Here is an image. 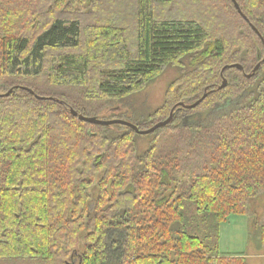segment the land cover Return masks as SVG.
<instances>
[{
    "label": "trees",
    "instance_id": "trees-1",
    "mask_svg": "<svg viewBox=\"0 0 264 264\" xmlns=\"http://www.w3.org/2000/svg\"><path fill=\"white\" fill-rule=\"evenodd\" d=\"M174 1L0 0V94L13 89L0 98V264H246L220 255L219 226L264 192L263 44L231 0L164 18ZM235 1L264 40V0ZM122 6L132 34L108 17ZM232 64L243 72L224 70L217 90ZM168 67L182 75L152 126L210 93L152 134L70 114L98 118Z\"/></svg>",
    "mask_w": 264,
    "mask_h": 264
},
{
    "label": "rangeland",
    "instance_id": "rangeland-1",
    "mask_svg": "<svg viewBox=\"0 0 264 264\" xmlns=\"http://www.w3.org/2000/svg\"><path fill=\"white\" fill-rule=\"evenodd\" d=\"M119 16H108L112 21L128 29L133 33L134 16L128 10ZM197 10V5H191L188 0H175L168 6L167 15L164 18L177 19L179 17H190ZM130 11V9H129ZM182 75L178 67H168L162 74L149 84L143 91L132 95L122 102L115 103L111 107L99 110L97 117L102 120L118 119L129 123H136L141 128H149L155 120L150 121L148 117L154 110L159 108L165 99L168 86L178 80ZM68 95L71 100H77L78 90L62 89L59 95ZM94 106V105H93ZM135 125V124H133ZM151 137H142L138 144L144 149ZM90 194L93 192L90 190ZM264 227V192L248 204L247 215H231L219 226V252L222 257H243L246 264H264V245L261 244V228ZM5 264H27L24 260L10 261ZM68 264H77V259Z\"/></svg>",
    "mask_w": 264,
    "mask_h": 264
},
{
    "label": "water",
    "instance_id": "water-1",
    "mask_svg": "<svg viewBox=\"0 0 264 264\" xmlns=\"http://www.w3.org/2000/svg\"><path fill=\"white\" fill-rule=\"evenodd\" d=\"M232 4L234 5V8L236 9L237 13L249 24L250 28L257 34V36L260 38L262 44H263V48H264V40L262 39V37L260 36V34L258 33V31L253 27V25H251V23H249V21L246 19V17L242 14L238 4L236 3L235 0H231ZM264 61V59L262 60ZM261 63H258L253 70L251 71L250 74H244L246 79L251 78L260 68ZM226 69H237L240 72H243V67L240 64H232V65H227L225 67H223V69L220 72V76L222 78V82L220 84V86L217 87V90H222L227 86V81L223 78V72ZM23 90L28 91L30 94L34 95V92L30 89L27 88H22ZM13 92V89L9 90L7 93L5 94H0V98L3 97H8L11 93ZM210 92H205L202 97L197 100L195 103L190 104V105H186L184 103H179L177 105H175L171 111L170 114L168 116V118L164 121L158 122L156 124H154L152 127H150L149 129L146 130H139L135 125H133L132 123L123 121V120H118V119H113V120H102V119H98L95 117H86L83 115L78 114L76 111H74L73 109H70V114L75 117L78 118L80 121L88 123V124H92V125H96V126H105V127H110V126H114V125H120V126H124L127 127L129 129H131L132 131H134L137 135L140 136H147L149 134L154 133L156 130L161 129L166 127L173 119V115H174V110L176 108H180V109H186V110H190V109H194L195 107H197L207 96V94ZM35 96V95H34ZM38 100H43L44 98L35 96Z\"/></svg>",
    "mask_w": 264,
    "mask_h": 264
}]
</instances>
